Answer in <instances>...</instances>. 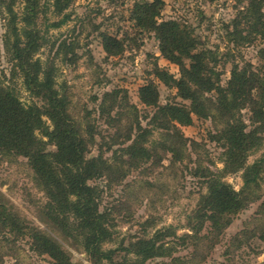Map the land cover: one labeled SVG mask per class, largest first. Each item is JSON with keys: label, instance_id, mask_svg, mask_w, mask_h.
Listing matches in <instances>:
<instances>
[{"label": "rangeland", "instance_id": "374dc122", "mask_svg": "<svg viewBox=\"0 0 264 264\" xmlns=\"http://www.w3.org/2000/svg\"><path fill=\"white\" fill-rule=\"evenodd\" d=\"M143 1L151 0H69L68 6L57 12L52 0H38L31 25L41 43L33 59L53 67L54 87L65 98L67 114L87 141L85 157L106 161L102 176L89 180L98 187V208L107 213L112 232L102 247L117 249L113 264H264V165L257 183L243 193L248 205L228 216L227 226L224 216L220 231L212 229L208 220H200L207 177L219 175L235 191L243 188L244 168L225 172L224 147L212 139L222 122L214 119L216 115H193L190 125L179 126L180 138L172 130L150 125L154 107L140 101V86L154 82L160 104L188 106L189 102L152 73L157 63L176 78L180 76L178 66L162 56L154 32L139 30L131 16L135 5ZM162 1L158 19H173L187 26L197 49L211 50L210 65L218 71L221 85L226 86L234 65L264 74L258 54L263 43L251 32V20L243 13L248 0ZM23 5V0H0V82L13 89L23 103L41 105L24 87L4 47L12 16L9 6L21 32L26 27L20 21ZM261 9L264 12V5ZM103 33L116 37L121 50L108 54ZM21 36L25 37L23 31ZM241 112L250 126V110ZM133 139L148 149L149 157H131L119 151ZM46 148L55 150V145ZM261 157L264 133L247 153L244 167ZM35 178L25 157L0 154V264H53L47 254L36 250L33 230L58 242L71 264H110L93 258L79 241L52 224L46 216L48 199ZM156 231L165 233L157 243L160 254L143 261L131 251L138 241L151 238Z\"/></svg>", "mask_w": 264, "mask_h": 264}, {"label": "trees", "instance_id": "16d2710c", "mask_svg": "<svg viewBox=\"0 0 264 264\" xmlns=\"http://www.w3.org/2000/svg\"><path fill=\"white\" fill-rule=\"evenodd\" d=\"M23 3L20 21L26 24L21 30L25 37L22 38L16 24V14L12 6H9L8 12L12 16L5 33L4 47L14 68L19 71L26 90L42 104L23 103L13 89L0 82V154L13 153L25 157L36 174V182L48 199L47 218L62 234L75 242L79 241L81 247L93 258L113 264L117 249L102 247L111 239L110 223L107 213L98 208V187L89 183V180L102 176L106 161L101 157H85L87 141L67 114L65 98L54 87L53 67L44 66L39 58L33 59L41 45L38 33L31 26L38 0H23ZM68 4L69 0H52L57 12H62ZM163 5L162 0L137 3L131 16L139 30L154 32L162 56L178 66L180 76L176 78L157 63L152 73L166 86L174 87L178 96L189 104H160L154 82L140 86L138 97L143 104L154 107L150 125L166 131L172 130L178 138L182 137L179 126L190 125L193 115L198 118H212L216 115L214 119L222 122L212 139L224 147V171L231 173L244 168V175L241 191H235L219 175L207 177V191L201 196L203 212L200 220H208L212 229L220 231V222L224 216L228 218L235 215L248 205L243 193L248 186L257 183L256 179L264 165V157H261L244 167L247 153L258 144L261 133H264V74L234 65L226 86L221 85L218 71L210 65L211 50H198L197 41L187 26L173 19L159 20ZM262 5L264 0H248L243 13L251 20V32L263 43L258 54L264 68ZM234 32H237V27ZM102 40L108 54L113 55L121 50V42L116 37L103 33ZM185 59L189 60L187 65ZM244 108L250 110V126L243 119L241 111ZM138 129H141L140 125ZM137 141L133 139L119 151L131 157H149L148 149L138 146ZM48 144L55 145V150H47ZM170 150L172 156H175V149ZM229 218L225 226L229 224ZM164 234L163 231H156L151 238L141 239L133 251L131 247L120 248L134 252L144 261L160 254L157 252V243ZM31 238L36 250L47 254L53 264H71L66 251L51 237L33 230Z\"/></svg>", "mask_w": 264, "mask_h": 264}]
</instances>
